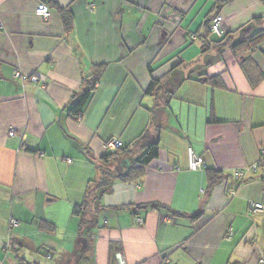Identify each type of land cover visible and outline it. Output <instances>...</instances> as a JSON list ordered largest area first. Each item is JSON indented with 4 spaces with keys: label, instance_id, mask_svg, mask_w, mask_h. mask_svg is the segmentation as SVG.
Segmentation results:
<instances>
[{
    "label": "crops",
    "instance_id": "obj_1",
    "mask_svg": "<svg viewBox=\"0 0 264 264\" xmlns=\"http://www.w3.org/2000/svg\"><path fill=\"white\" fill-rule=\"evenodd\" d=\"M41 1L0 0V264H66L73 252L76 264H110V243L127 264H264V210L248 211L251 200L264 206V161L243 180L232 176L264 149V40L246 73L228 50L198 71L218 75V86L183 79L172 95L146 93L152 79L202 60L216 11L234 31L264 16L261 0H53L71 13L68 27L53 9L48 20L37 16ZM94 65H102L99 81L74 118L66 108ZM150 124L146 142L158 135V157L139 179L117 180L102 195L82 241L72 211L99 178L106 142L129 144ZM188 148L203 158L202 169H188ZM150 203L178 214L135 208ZM230 226L234 236L225 241Z\"/></svg>",
    "mask_w": 264,
    "mask_h": 264
},
{
    "label": "trees",
    "instance_id": "obj_2",
    "mask_svg": "<svg viewBox=\"0 0 264 264\" xmlns=\"http://www.w3.org/2000/svg\"><path fill=\"white\" fill-rule=\"evenodd\" d=\"M228 0H220L219 3H224ZM46 3L50 9L55 10L60 14L61 19L65 27H68L71 23V13L69 10L62 8L53 0H42ZM264 5V0H261ZM220 15L216 11L209 21L207 22V29L205 31V39L201 46L202 60L194 64L186 72L180 71L177 66L170 70L169 74L160 80L152 79L146 90V93H157L160 95L162 92L164 95H172L178 85L183 79L200 80L212 86L220 85V77L218 75L205 76L200 70L203 66L209 65L214 58L220 56L224 51L228 50L239 61V65L245 72V64L250 58L251 54L257 49L259 44L264 40V16L256 17L249 20L247 23L241 25L234 31H224L220 36H214L210 32V23L215 15ZM217 47L214 55H208V51L211 47ZM102 65H94L92 74L89 76V82L85 84L83 92L79 99L73 103L70 107L66 108V111L74 118H78L82 112L83 107L91 96L93 90L96 87L97 82L101 74ZM196 73V76H191ZM246 73V72H245ZM247 76V74H246ZM85 83V82H84ZM159 108L151 110V123L155 128L156 134L160 131V124L158 122ZM151 130V124L131 143L122 145L121 147L106 153L98 160V167L100 171L99 178L90 183L87 187L84 198L80 204H76L73 207V215L78 217V228L80 231L81 239L84 242L89 241L90 233L97 221V213L102 210L100 199L103 194L112 191L113 183L117 180L124 182H132L139 179L144 173V167L148 165L153 159L158 157L159 154V139L156 135L152 142H146L148 137V131ZM143 142L142 149L137 152H133L131 149L132 144H139ZM115 168V169H114ZM208 178L210 182H214L217 179L216 172H208ZM132 206H121L119 209H131ZM138 209L149 210H168L171 215L174 216L178 213L169 210V208L159 204L150 203L146 205H138ZM110 264H114V253L117 251V247L110 243ZM79 256V255H77ZM77 260H75V263ZM66 264H69V262Z\"/></svg>",
    "mask_w": 264,
    "mask_h": 264
},
{
    "label": "built area",
    "instance_id": "obj_3",
    "mask_svg": "<svg viewBox=\"0 0 264 264\" xmlns=\"http://www.w3.org/2000/svg\"><path fill=\"white\" fill-rule=\"evenodd\" d=\"M35 13L37 16H39L41 19L43 20H48L50 18L51 15V9L49 8V6L44 3V2H38V4L36 5L35 8ZM224 31V25H223V17L221 15H215L212 18V21L210 23V32L212 35L214 36H220L222 34V32ZM15 77L21 78L23 81H29L32 83H39L40 80L38 79V77L32 75L29 77H25V76H21L18 72L14 73ZM42 84H44V82H41ZM9 136L14 135V130H10L8 132ZM123 145V143L118 140L117 138H111L110 140H108L106 142V149L108 151H113L114 149H117L119 147H121ZM187 160H188V169L192 170V171H196V170H200L204 167V161L203 158L197 154H195V152L191 149L188 148L187 150ZM263 161H264V149L260 150V155L258 157V159L248 165V166H244L242 168H237L233 171L232 176L234 179L236 180H243L248 174L250 173H255L258 168L260 166L263 165ZM178 169V168H176ZM234 190L231 189L229 191V195H234ZM264 210V206L262 203L260 202H256V201H249L248 202V211L251 213H259V212H263ZM136 222L141 224L143 219L142 217H136ZM18 224V222L15 219L10 220L9 225L10 226H16ZM234 236V229L233 227H228L225 234H224V240L225 241H231L233 239ZM251 242H254V239H251ZM115 260H116V264H127L126 260L124 258V255L121 251H117L115 253ZM259 262L260 263H264V256H260L259 257Z\"/></svg>",
    "mask_w": 264,
    "mask_h": 264
},
{
    "label": "rangeland",
    "instance_id": "obj_4",
    "mask_svg": "<svg viewBox=\"0 0 264 264\" xmlns=\"http://www.w3.org/2000/svg\"><path fill=\"white\" fill-rule=\"evenodd\" d=\"M160 96L161 97H163L164 96V94L161 92L160 93ZM115 169V168H114ZM77 255H79V256H77ZM79 257H80V254H78V253H76V252H73V253H71V254H69L68 255V259H70V261H67V263L69 262V264L72 262L73 264H76L75 263V260H77V261H79ZM71 258H72V260H71Z\"/></svg>",
    "mask_w": 264,
    "mask_h": 264
}]
</instances>
